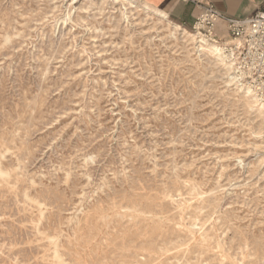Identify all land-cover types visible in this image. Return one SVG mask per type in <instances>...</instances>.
Returning a JSON list of instances; mask_svg holds the SVG:
<instances>
[{"label": "rangeland", "instance_id": "1", "mask_svg": "<svg viewBox=\"0 0 264 264\" xmlns=\"http://www.w3.org/2000/svg\"><path fill=\"white\" fill-rule=\"evenodd\" d=\"M82 1L0 0V264H264V113L191 27Z\"/></svg>", "mask_w": 264, "mask_h": 264}, {"label": "built area", "instance_id": "2", "mask_svg": "<svg viewBox=\"0 0 264 264\" xmlns=\"http://www.w3.org/2000/svg\"><path fill=\"white\" fill-rule=\"evenodd\" d=\"M192 1L201 6L191 27L193 32L215 42H222L224 36L232 39L226 50L239 78L264 102V6L249 17L234 18L211 3ZM220 22H224L225 35L218 32Z\"/></svg>", "mask_w": 264, "mask_h": 264}, {"label": "crops", "instance_id": "3", "mask_svg": "<svg viewBox=\"0 0 264 264\" xmlns=\"http://www.w3.org/2000/svg\"><path fill=\"white\" fill-rule=\"evenodd\" d=\"M166 12L170 18L183 26L192 27L195 17L201 6L192 0H138ZM202 3H211L225 16L245 18L264 6V0H200ZM163 5V6H162ZM219 34L225 35L224 22L218 26Z\"/></svg>", "mask_w": 264, "mask_h": 264}, {"label": "bare ground", "instance_id": "4", "mask_svg": "<svg viewBox=\"0 0 264 264\" xmlns=\"http://www.w3.org/2000/svg\"><path fill=\"white\" fill-rule=\"evenodd\" d=\"M49 1V0H48ZM51 1V0H50ZM70 1V6H74L75 4H77L78 2L82 1V0H69ZM94 0H83L82 2H85V3H88L89 2H93ZM115 2H119V1H123V0H113ZM53 2V1H52ZM134 2V1H133ZM98 3V2H97ZM120 3V2H119ZM132 3V2H131ZM80 4V3H78ZM81 5V4H80ZM147 5V4H146ZM68 6V5H67ZM107 6V5H105ZM132 6V5H131ZM148 7H150L149 5H147ZM136 7V5H135ZM77 8V7H76ZM71 8L67 9V10H70ZM135 9V8H134ZM105 10V9H104ZM73 11V10H72ZM131 11V10H130ZM124 12V11H123ZM66 14V13H65ZM71 16V15H70ZM72 19V18H71ZM59 20V19H58ZM69 20L68 17L63 19V21L66 23V21ZM166 20V19H165ZM57 21V20H56ZM62 21V22H63ZM159 21V19H158ZM160 22V21H159ZM69 23V22H68ZM169 24V23H168ZM65 25V24H64ZM176 28V27H175ZM182 28V27H181ZM177 30V29H176ZM190 33V32H189ZM173 34V33H172ZM184 34V33H183ZM183 36V35H182ZM198 36L195 32L194 34H191L190 33V37L192 39V41L194 42H199L200 41V44H199V47H200V50H206L208 51L209 53L213 54L214 56L217 57V59L220 61V62H223L225 67H226V70L230 73V81L236 83L237 85V88L241 91L244 92L245 94V98L254 106H256L258 108V110H260V112H263L264 113V102L257 96V94L255 93V91L253 90V88L251 86H249L248 84H246L245 82L241 81L238 76H237V73H236V67H235V63H233L234 61L232 60V58L230 57V54L227 52V48H228V45L231 44V42L233 41L232 39H228L226 40L225 42L221 43V42H215V41H212V40H209V39H206L204 37H199L200 40L197 41V37ZM178 37V36H177ZM176 37V38H177ZM184 38V37H183ZM186 38H184L185 40ZM190 39V40H191ZM191 41V42H192ZM198 48V47H197ZM196 48V49H197ZM194 51V50H193ZM233 61V62H232ZM229 81V80H228ZM238 90V91H239ZM240 91V92H241ZM239 101V100H237ZM248 106V104H247ZM251 107V105H250ZM249 109V108H248ZM256 111V110H255ZM260 116V115H259ZM263 117V116H262ZM262 121V120H261ZM260 121V122H261ZM261 124V123H260ZM264 124V123H263ZM263 126V125H261ZM264 127V126H263ZM166 251V250H165ZM56 253V252H55ZM166 253V252H165ZM57 254V253H56ZM60 254V253H59ZM161 254V253H160ZM56 256V255H55ZM153 256V255H152ZM150 257V256H149ZM57 258V257H56ZM154 258V257H153ZM163 258V257H162ZM75 259V258H74ZM81 259V258H80ZM151 259V258H150ZM157 259V258H156ZM78 260V259H77ZM155 261V260H153ZM158 261V260H157ZM161 261V260H160ZM151 262V261H150ZM148 262V263H150ZM79 264V263H78ZM157 264V263H156ZM159 264V263H158Z\"/></svg>", "mask_w": 264, "mask_h": 264}, {"label": "snow or ice", "instance_id": "5", "mask_svg": "<svg viewBox=\"0 0 264 264\" xmlns=\"http://www.w3.org/2000/svg\"><path fill=\"white\" fill-rule=\"evenodd\" d=\"M163 6V5H162Z\"/></svg>", "mask_w": 264, "mask_h": 264}]
</instances>
